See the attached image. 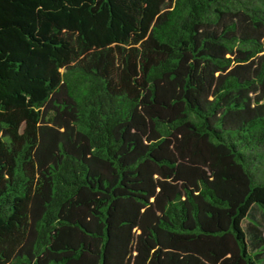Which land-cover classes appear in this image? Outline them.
<instances>
[{
  "label": "trees",
  "instance_id": "16d2710c",
  "mask_svg": "<svg viewBox=\"0 0 264 264\" xmlns=\"http://www.w3.org/2000/svg\"><path fill=\"white\" fill-rule=\"evenodd\" d=\"M0 264H264V0H0Z\"/></svg>",
  "mask_w": 264,
  "mask_h": 264
}]
</instances>
